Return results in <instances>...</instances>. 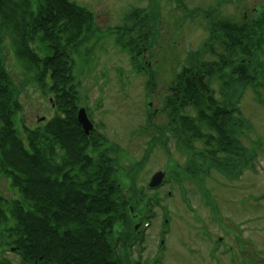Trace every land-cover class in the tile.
<instances>
[{"label":"trees","instance_id":"16d2710c","mask_svg":"<svg viewBox=\"0 0 264 264\" xmlns=\"http://www.w3.org/2000/svg\"><path fill=\"white\" fill-rule=\"evenodd\" d=\"M130 18L125 35H136L130 44L140 45L138 36L148 51L154 48L152 34L139 36L143 25L150 27L149 13L135 10ZM95 24L94 13L67 0H0V172L15 196L0 195V264H12L6 255L12 248L21 264H140L131 254L138 237L134 215L146 209L137 185L143 164L123 172L117 146L97 132L88 137L75 129L82 102L75 58L79 43L98 31ZM8 43L19 63L16 75L2 58ZM216 46L224 53L217 54ZM131 48L140 71L139 48ZM207 53L217 60L205 61ZM261 57L264 9L253 19L212 24L209 42L177 77L161 113L189 158L186 174H201L210 162L219 170L234 168L244 158L235 90L264 93ZM28 86L51 96L56 110L50 122L34 129L23 119L21 96Z\"/></svg>","mask_w":264,"mask_h":264},{"label":"rangeland","instance_id":"374dc122","mask_svg":"<svg viewBox=\"0 0 264 264\" xmlns=\"http://www.w3.org/2000/svg\"><path fill=\"white\" fill-rule=\"evenodd\" d=\"M70 1L95 12L97 23L105 37L101 40V46L98 45L95 49L89 44L77 56L74 68L82 102L86 105L90 119L96 124L99 135L105 136L120 149L119 161L123 163L120 169L123 172L128 169L130 171L148 153L147 163L137 185L143 190L147 189L146 194H143L152 199L164 198L163 207L151 202L156 216L150 221L151 227L146 234L140 238L143 239V259L154 261L160 252L159 241L162 240L165 244L162 264H264V105L257 103L251 90L241 100L244 117L252 125L251 131L247 133L248 139H243V142L247 149L255 151L257 147V154H261L260 161L256 163L258 169L253 172L245 171L242 180L231 183L220 172H213L204 181V188L210 191L216 203V212L205 204L197 184L188 180H184L179 186L178 181L173 178L158 193L148 190L151 178L156 173L165 171L169 155L176 165H184L185 157L177 150L175 140L170 136L167 138L168 152L155 143L148 150L150 141L158 137V131L168 123V119L164 122V118H155L150 124L147 118L149 103L152 104L153 113L163 108L172 79L182 67L188 65V52L196 54L205 48L204 43L209 35L205 16L211 12L219 19L239 20L245 14L252 18L253 9L264 0H161V22L152 24L153 38L158 45L153 54V63L160 69L156 70L158 84L155 94L150 96L146 89L147 77L135 72L130 55L115 44L120 32H114V29L126 27L127 15L132 9L150 12L151 4H156L157 0ZM183 9L189 13L185 15ZM163 36H166L164 42ZM7 45L11 46L10 43ZM215 49L217 54L224 52L218 46ZM11 53L10 48H3V54L11 56L6 58L7 66L16 75L20 67ZM204 60L213 62L217 58L207 53ZM214 87L218 89V81H215ZM50 99L51 96H44L41 91L29 86L24 90L21 96L23 119L29 128L46 124L56 114ZM44 118L47 119L46 122ZM259 169L263 171L260 172ZM166 178L169 179L168 176ZM183 188L185 191H182ZM127 189L124 188L125 191ZM168 192H172L173 196L171 194L170 198L165 197ZM184 193L190 206L184 203ZM0 195L15 198L9 179L1 172ZM192 206L194 212L190 210ZM163 208L168 211L170 221V233L165 236L161 233L165 216ZM241 237L251 240L252 246L247 247L251 255L245 256L247 260H241L239 256L238 239ZM219 239L222 242L217 245ZM230 247L236 248L234 253L225 252ZM6 255L12 264H21L20 257L15 253L9 252Z\"/></svg>","mask_w":264,"mask_h":264},{"label":"bare ground","instance_id":"6f19581e","mask_svg":"<svg viewBox=\"0 0 264 264\" xmlns=\"http://www.w3.org/2000/svg\"><path fill=\"white\" fill-rule=\"evenodd\" d=\"M83 8H85V7H83ZM85 9H87V8H85ZM150 9V12H149V17H150V19H149V21L151 22L150 23V26L151 27H149V28H146V26H144L143 25V27L145 28L144 29V32H142V34H140L139 36H142V35H144V34H146L147 36L148 35H153V23H157V20H158V17H159V13L157 12V11H155L152 7H150L149 8ZM88 10V9H87ZM90 11V10H89ZM92 13H94L95 14V12H93V11H91ZM153 17H155V18H153ZM137 41L140 43V45L142 46H140L139 44H129V45H131L132 47H136V48H139L138 49V53H137V56H144V55H146V58H149V60L151 61L152 60V55L153 54H150V53H148L147 52V50L145 49L146 48V44H145V38H138V36H137ZM126 43H127V41H126ZM79 46H81L82 48L78 51V54H81V53H83L85 50H86V48L88 47V43H84V42H80L79 43ZM131 46H130V48H131ZM6 47H8V48H10L11 49V51H12V55H13V57H14V59H16V54H15V51H14V48H11V46L9 45H7ZM145 47V48H144ZM131 50H132V48H131ZM153 53V52H152ZM2 58L3 59H5V58H11V56H8L7 54H2ZM261 60H262V57H261ZM77 64V63H76ZM76 64H74V65H76ZM72 64H70V66H71ZM74 65H72V68H74ZM260 66H262V64H261V62H260ZM144 73H146V72H143L142 74H144ZM217 92H219L220 91V88H218L217 90H216ZM246 93H247V90L244 88V87H238V88H236V90H235V97H234V101H235V103L238 101V103H236L237 104V107H238V110H239V113H241L243 116H244V114H243V112H242V109H241V100H243L245 97V95H246ZM248 95V94H247ZM246 95V96H247ZM241 97V99L239 100V98ZM77 108H78V110L76 111V120H77V128H75V129H81L82 131H85V129H86V127L89 125V123L93 126V124L91 123V121L89 120V118L87 117V112L85 111L86 110V105H84V104H82V102H78L77 103ZM70 109H72V108H70ZM80 109V110H79ZM78 111H79V113H78ZM82 111H85V118H83L82 120H83V122L79 119V115H80V113L82 112ZM71 113H72V111H71ZM77 113H78V116H77ZM64 118L66 119V120H69V117L68 116H65L64 115ZM53 151H55V150H51V149H49V152H53ZM33 181H35V182H38V180L37 179H33ZM42 181V180H41ZM37 185H39V186H41L42 184H41V182L39 183V184H37ZM17 196H18V199H20L22 196H21V194L20 193H17ZM6 198V197H5ZM7 199H3V202L4 201H6Z\"/></svg>","mask_w":264,"mask_h":264},{"label":"water","instance_id":"95a60500","mask_svg":"<svg viewBox=\"0 0 264 264\" xmlns=\"http://www.w3.org/2000/svg\"><path fill=\"white\" fill-rule=\"evenodd\" d=\"M85 111H82L79 115V119L83 122V118H85ZM93 129L92 125L89 123V125L86 127L85 131L87 134H89V132ZM162 179V175L158 174L154 177L153 179V183L159 182Z\"/></svg>","mask_w":264,"mask_h":264},{"label":"flooded vegetation","instance_id":"af4514ba","mask_svg":"<svg viewBox=\"0 0 264 264\" xmlns=\"http://www.w3.org/2000/svg\"><path fill=\"white\" fill-rule=\"evenodd\" d=\"M247 255V253L244 251L241 255V257L245 258V256ZM251 255V254H250Z\"/></svg>","mask_w":264,"mask_h":264}]
</instances>
